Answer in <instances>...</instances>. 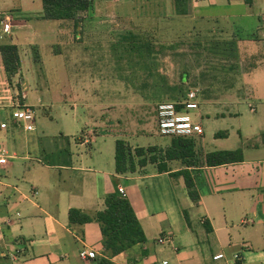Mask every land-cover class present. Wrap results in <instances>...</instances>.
Listing matches in <instances>:
<instances>
[{
	"label": "crops",
	"instance_id": "1",
	"mask_svg": "<svg viewBox=\"0 0 264 264\" xmlns=\"http://www.w3.org/2000/svg\"><path fill=\"white\" fill-rule=\"evenodd\" d=\"M104 1L94 0L85 19L87 26L99 19L95 10ZM130 2L145 3L147 13L167 23L164 35L177 38L180 45H197L203 37L210 41L240 35L264 42V0H188L183 14L177 13L176 0H122ZM8 16L10 24L5 29ZM117 16L122 19L120 13ZM67 21L44 18L42 0H0V45L16 44L21 60L19 71L10 76L0 48V91H8L6 86L10 89L7 103L0 99L4 107L0 113L10 119L2 143L12 155L7 163L0 164V264H86L80 257L85 248L96 251L98 262L100 257H107L99 222L72 223L69 212L78 208L94 216L105 208L106 195L121 193L120 188L134 207L146 241L112 257L114 263L164 264L167 260V264H264V141L259 140L264 119L259 124H247L245 131L241 127L242 113L227 117L219 113L217 104L200 105L196 115L204 128L203 134L196 137L200 163L188 168L199 193L198 201L190 196L184 175L173 173L184 167L180 160L169 162L170 171L160 172L156 164L149 163L134 172L119 173L115 159L118 138L112 132L121 125L120 116L99 119L88 110L90 100L98 110H105L104 98L92 96L93 90L85 87L91 82L104 86L102 73L94 79L70 76L71 69L86 61L84 54L109 48L104 40L90 45L88 39L106 34L86 28L77 36L83 38V45L75 47ZM174 21L188 24L173 29L169 26ZM119 43L113 44V49ZM55 46L61 48L52 54L67 70V83L58 98L63 108L61 117L70 128L60 129V137L66 140L42 144L26 136L36 128L25 130L10 114L17 93H25L23 101L34 109L47 105L43 96L49 89H44L47 77L42 71V51ZM144 47L148 63L153 65V43L147 40ZM257 55L252 56L249 68L259 71L248 79L255 87V99L264 105V63H258L264 60V52ZM104 58L99 55L98 60H107ZM187 80L186 75L182 82ZM34 89L43 93L42 97L37 95L36 103L29 101ZM250 109L257 111L254 104ZM228 118L239 122L216 131L218 122ZM219 131L225 134L217 136ZM146 133L150 132L134 136ZM251 138L259 141L249 143ZM230 142L235 145H226ZM150 145L169 144L164 146L158 141L144 147ZM238 147L244 149L243 161L214 166L204 162L209 151ZM163 235L171 236L167 244L158 242ZM219 253L225 256L216 259ZM237 253L240 259L235 258Z\"/></svg>",
	"mask_w": 264,
	"mask_h": 264
},
{
	"label": "rangeland",
	"instance_id": "2",
	"mask_svg": "<svg viewBox=\"0 0 264 264\" xmlns=\"http://www.w3.org/2000/svg\"><path fill=\"white\" fill-rule=\"evenodd\" d=\"M97 8L96 18L99 17V19L91 21L89 26L86 24V18L83 20L85 24L82 22L77 24L74 20L67 19L72 27L73 46L83 45L81 43L83 38L77 36L80 31L89 28L94 31L101 30L102 34H106L105 37L91 35L88 38L90 45H97V41L101 39L110 50L84 54L86 61L71 69L70 76L78 79L81 77L94 79L98 73L103 74L101 76L105 79L104 86L91 82L85 87L89 88V91L93 90L95 94L92 96L99 94L100 98H104L105 110L102 112L101 109L98 110L93 100L89 101L88 110L99 119L109 120L120 116L121 125L116 128V132H112L116 138L129 140V143L133 142V147L137 146L136 143L145 146L158 141L164 146L170 144L171 137L158 133L157 102L184 96L190 88L199 90L201 106L217 104L219 113L227 114V117L242 113L241 127L245 131L247 124H259L264 119V105L255 99V87L248 79L259 71V68H249V64L252 56H258L260 51L264 52V42L259 43L240 35L216 37L210 41L203 37L198 39L197 45H180L177 38L164 35L163 31L166 30L167 23L164 24L161 18L156 19L151 13H147L149 7L143 2L137 5L131 2L122 3V0H106L103 3L99 2ZM117 13L121 14L122 19L117 16ZM186 24L188 23L181 24L174 21L169 27L184 28ZM129 32L137 35L135 40L130 37ZM144 39L150 40L156 50L153 54V65L148 63L149 58L146 57L145 47L137 46L142 44L139 41ZM118 41L119 45L113 49V44ZM57 46H61V43ZM57 46L42 51L44 60L42 71L47 77V85L44 89H49V95L43 96L41 89H34L29 97L30 102L36 103L37 95L43 96L47 104L36 106L37 127L26 134L28 138H33L42 144L66 140L60 137V129L69 127L65 125L61 117L63 108L59 105L58 97L67 83V70L60 58L52 54L54 50L61 48ZM99 55L105 56L104 59L107 60H98ZM258 63L263 64L264 60L260 62L258 60ZM186 75L188 80L182 82ZM98 88L100 92L97 93ZM261 89L260 83L259 90ZM6 90L8 91H0V99L4 103H7L10 94L9 87L6 86ZM28 90L30 91V88ZM253 104L257 108L256 112L250 109ZM238 122L236 118L219 121L215 130L229 128L231 124L236 125ZM145 131L150 133L139 137L134 136L136 133ZM259 136V140H262L263 132ZM69 137L71 138V135ZM259 140L251 138L248 142ZM216 144L221 145L219 142ZM226 145L235 144L230 142Z\"/></svg>",
	"mask_w": 264,
	"mask_h": 264
},
{
	"label": "trees",
	"instance_id": "3",
	"mask_svg": "<svg viewBox=\"0 0 264 264\" xmlns=\"http://www.w3.org/2000/svg\"><path fill=\"white\" fill-rule=\"evenodd\" d=\"M252 3L253 0H245ZM43 17L47 19H72L77 24L83 22L90 10L93 9L94 0H42ZM188 0H176L177 13H186ZM137 36H135L134 40ZM145 46L147 40L139 41ZM6 72L12 76L21 67L19 50L16 44L5 42L0 45ZM224 131L216 133L224 135ZM264 135V132H263ZM264 141V137H263ZM196 149V137H171L168 146L150 145L148 147H133L126 139L116 140V170L119 173L134 172L138 167L154 163L160 172L170 171L169 162L180 160L184 165L179 171L185 177L189 194L194 201H198L199 193L190 174L189 167L199 165ZM244 160V149H216L206 153L205 164L214 166L234 163ZM69 218L72 223H86L96 219L101 227L102 244L107 257H100L99 264H116L111 258L123 253L131 247L146 241V235L139 218L130 200L120 192H111L105 197V208L94 216L78 208H71Z\"/></svg>",
	"mask_w": 264,
	"mask_h": 264
},
{
	"label": "built area",
	"instance_id": "4",
	"mask_svg": "<svg viewBox=\"0 0 264 264\" xmlns=\"http://www.w3.org/2000/svg\"><path fill=\"white\" fill-rule=\"evenodd\" d=\"M10 17H7L5 29L9 26ZM200 93L197 88H190L184 96L172 100H163L157 102L156 105V123L158 131L163 136L174 137H197L204 132L202 124L197 119V111L200 107ZM26 98L25 93H17L16 101L13 105L10 117L16 123H19L27 131H32L36 128L35 109L23 101ZM4 111V107L0 106ZM10 127V119L7 115L2 116L0 113V164L8 162L12 156L9 149L2 143L3 133ZM121 193L124 189L120 188ZM171 240V236L163 235L158 238L160 244H167ZM225 255L219 253L215 255L216 259L223 258ZM80 257L86 264H99L97 253L90 248L82 249ZM236 259H240V254H235ZM168 261L165 260L164 264Z\"/></svg>",
	"mask_w": 264,
	"mask_h": 264
}]
</instances>
